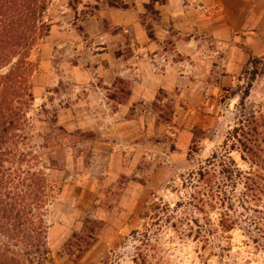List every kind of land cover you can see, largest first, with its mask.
Wrapping results in <instances>:
<instances>
[{"label": "rangeland", "instance_id": "obj_1", "mask_svg": "<svg viewBox=\"0 0 264 264\" xmlns=\"http://www.w3.org/2000/svg\"><path fill=\"white\" fill-rule=\"evenodd\" d=\"M41 1L19 0L20 18ZM145 1L43 0L44 28L36 29L19 77L5 79L20 49L7 50L0 61V112H16V117L8 116L12 122L0 146V162L13 180L26 171L43 177L41 196L31 205L45 227L50 264H264V205L244 199L240 183L257 167L236 137H230L234 126L250 129L246 122L252 118L258 125L253 135L248 131V144L254 139L264 150L259 135L264 122V0L255 2L256 15L250 19L236 22L235 28L226 25L235 34L218 23L213 34L201 28L216 20L220 2L177 0L179 13L172 14V28L155 39V2ZM94 4L130 6L128 10L136 5L140 24L158 44L143 56L138 53L140 60L132 59L140 63L134 80L152 82L154 89L147 70L161 74L167 58L172 62V92L153 97H160V106L169 104L170 120L160 121L154 130L137 126L140 131H133V121L111 114L118 103L128 101L125 94L115 93L108 100L102 94L99 99L90 89L97 73L86 65L88 50L97 47L90 45L91 39H102L96 32L105 24V12L95 13ZM176 41L186 45V55L174 46ZM74 58L86 68L78 66L75 74L90 75L89 82L75 85ZM10 82L23 84L24 94L18 88L9 93ZM145 99L159 119L150 95ZM128 103L144 107L138 100ZM220 161L235 172L231 184H221L218 176L220 189L231 198L229 211L238 219L226 232L217 226L220 206L201 204L206 187L196 174L202 167L217 177ZM199 206H205L201 212ZM87 226L92 240L82 249L76 237Z\"/></svg>", "mask_w": 264, "mask_h": 264}, {"label": "trees", "instance_id": "obj_2", "mask_svg": "<svg viewBox=\"0 0 264 264\" xmlns=\"http://www.w3.org/2000/svg\"><path fill=\"white\" fill-rule=\"evenodd\" d=\"M17 2L19 0H0V61L7 56V50H11L13 47L21 50L18 52L19 55L12 69L6 71L5 79H16L19 77L26 63L24 61L26 50L32 45L35 34L38 32L36 29L44 28V24L41 21L44 11L43 0L39 5H36L34 2L29 13L25 14L23 18L19 16ZM24 22L27 23L26 26L20 27ZM252 61V64H255L256 60ZM254 75L255 71L252 70L250 72V79ZM16 82L19 81L17 80ZM113 84L116 86V90L110 93L109 98H114L115 93L126 95L127 84L124 81L120 78H115ZM9 86L11 88L9 93L11 94H14L18 88L23 95L26 89L23 84L19 83L18 85L15 82H10L6 85V87ZM18 93L16 92V94ZM159 98L153 99L151 102L152 107L160 111V113L158 112L159 119L157 118L155 123L160 121L168 122L170 120L171 108L169 104L164 105L165 103L160 106L157 103ZM9 102L10 99H8L7 104ZM8 116L16 117V112H0V120L4 119V122L0 123V146L5 144L7 140L6 136L10 133L9 127L11 126L9 124L12 122V119L9 120ZM253 122L254 124L251 125ZM246 123L250 129H243V126H234L230 134V137H236L237 142L240 143L239 145L244 148L246 154L250 157L249 160L257 167L256 169L249 170L246 175L242 176L240 182L242 194L244 199L247 198V201L253 202L254 205H257V203L264 205V157L258 155V152L264 154V150L258 148L259 142L256 143L254 139L252 140L253 144H248L247 133L250 130V133L253 135L256 132L258 123L256 124L252 118L248 119ZM259 135L264 139V122ZM216 163L219 167L216 172L217 177L215 173L209 172L208 169L202 167L197 168L196 174L197 178L202 181L203 186L206 187L204 194L201 193L202 197H204V200L202 197L200 198L201 204L209 208L214 207L215 204L220 206L217 226L219 231L226 232L234 228L238 219L232 216L229 211L232 209L231 198L225 194L224 189H220L218 176L221 184H231L235 172L229 163L222 161ZM7 169L0 162V264H50L52 261L45 244V227L42 224L41 217L37 218L38 215H35L36 211L31 205V202L41 196L43 177L38 172L26 171L16 181L9 176ZM192 195H197V193H193ZM223 206L225 208L221 209ZM204 207L199 206V209H196L201 212ZM260 213L264 214L261 211ZM87 228L88 230L85 233L76 237V241H80L82 249H86L92 240L91 230L88 226ZM204 239L207 240V238ZM71 243L73 242H69V244Z\"/></svg>", "mask_w": 264, "mask_h": 264}, {"label": "crops", "instance_id": "obj_3", "mask_svg": "<svg viewBox=\"0 0 264 264\" xmlns=\"http://www.w3.org/2000/svg\"><path fill=\"white\" fill-rule=\"evenodd\" d=\"M159 1H163L164 3L156 5ZM215 1L216 3L220 2L221 4L219 7L220 13L215 14L216 20L201 26V28L209 29L210 34L217 32L216 30L218 25L220 26L218 28L227 31L228 29H230V27H226V25H231L232 28H235L236 22L240 20H243L244 22L245 17H248L250 19V16H253L254 14L256 15L255 2L257 0H227V6H225L226 3L224 4L222 0ZM154 2L155 4H152V7L154 10H157L155 11L158 15L154 17L153 20H156L154 23H152L151 29L155 39L157 38L158 34L161 33V31L165 32L164 30H166L168 27L172 28V14L175 13L176 16L179 13V7L176 4L177 0H154ZM93 6L95 13H101L102 15L105 12L106 14L104 13V16H102V18H105V24H101V26L98 25L99 31L96 32L97 35H99L97 37H102V39L98 38V41L93 42V37L91 39L92 42L90 43V45L93 44V46L96 45L97 47L92 50H88L89 62L86 65H90V67L93 69V73H97L95 79L91 78L93 87L91 85L90 89H95L96 98H99L101 97L100 95L105 94V99L107 98L108 100L109 95L112 92V88H116V86L113 84L114 79L120 78L127 84L126 96H128V101L129 99H131V101H141V103L144 104V107L136 108V105L131 103L126 104L128 102L126 101L123 103H118L117 109L114 112L111 111V114L118 112V115L122 114L121 116L122 118H124L125 122H127V120L133 121H130L133 131L138 132V130L140 131V129L143 131L147 129L154 130L161 124L159 122L155 123L156 118L150 111V107L146 105L147 100L145 99V96L146 93L150 95L149 102H152V100L154 99L153 97L156 93L169 95L170 92H172V62L171 64H169L170 60L167 58V64L165 65V69L163 72H161V74L152 71V69V72H149V70H147V81L151 80L155 83L154 89H152V82L148 83L145 81V79H142L140 80V82H138V78L134 80L133 74L138 73L137 68L138 64L140 63L138 61H132V59H139V54L143 56L147 54L146 51H153L158 45L155 41H152V39L148 38V32L144 24H140L141 19L139 18L140 16H138L137 6L135 5V8H133L132 10H128L131 8L130 6L128 8L124 6H115L112 8V6L107 7L106 5H103L101 7L100 5L96 4H94ZM144 6L145 4L143 5V7ZM132 7H134V5ZM251 8L255 11L252 14L249 12ZM246 9L248 10V16H246ZM90 15L93 14L90 13ZM163 19L168 20L167 26L164 25ZM217 23L218 25H216ZM147 25L149 27V24ZM223 25L224 27H222ZM248 30L250 31L251 29L248 28ZM230 31H232V34H235L236 29H230ZM222 34H224V32ZM145 37H147V40L145 39ZM231 38L232 41H237L234 36H231ZM222 39L223 38H221V40ZM175 45H178V50L180 49L179 51H181V54L183 53L184 55H186V45L181 44V41H176V43H174V46ZM74 59L75 60H72L71 62L72 70L75 74V68L78 69V66H81L82 68L84 67L82 66L83 64H81L79 59ZM84 69L86 70V68ZM89 77L90 75L87 77L83 73H76L73 76V81L75 83H78L75 85H80L84 82H89ZM158 102L159 101H157V103ZM170 104L172 106V99L170 101ZM154 112L158 113L160 111L155 110ZM125 116L127 118H125ZM137 126H139L140 129Z\"/></svg>", "mask_w": 264, "mask_h": 264}]
</instances>
